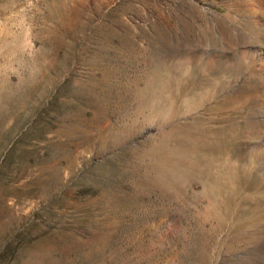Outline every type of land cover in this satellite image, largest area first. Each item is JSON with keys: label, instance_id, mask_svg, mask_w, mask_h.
Returning <instances> with one entry per match:
<instances>
[{"label": "rangeland", "instance_id": "rangeland-1", "mask_svg": "<svg viewBox=\"0 0 264 264\" xmlns=\"http://www.w3.org/2000/svg\"><path fill=\"white\" fill-rule=\"evenodd\" d=\"M0 264H264V4L0 0Z\"/></svg>", "mask_w": 264, "mask_h": 264}, {"label": "bare ground", "instance_id": "bare-ground-1", "mask_svg": "<svg viewBox=\"0 0 264 264\" xmlns=\"http://www.w3.org/2000/svg\"><path fill=\"white\" fill-rule=\"evenodd\" d=\"M258 1L264 4V0H258Z\"/></svg>", "mask_w": 264, "mask_h": 264}]
</instances>
